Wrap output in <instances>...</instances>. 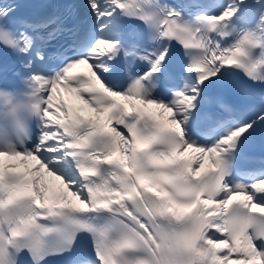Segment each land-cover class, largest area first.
<instances>
[{
    "label": "snow or ice",
    "instance_id": "snow-or-ice-1",
    "mask_svg": "<svg viewBox=\"0 0 264 264\" xmlns=\"http://www.w3.org/2000/svg\"><path fill=\"white\" fill-rule=\"evenodd\" d=\"M20 7L0 2V264H264V0Z\"/></svg>",
    "mask_w": 264,
    "mask_h": 264
},
{
    "label": "bare ground",
    "instance_id": "bare-ground-1",
    "mask_svg": "<svg viewBox=\"0 0 264 264\" xmlns=\"http://www.w3.org/2000/svg\"><path fill=\"white\" fill-rule=\"evenodd\" d=\"M84 67H87L86 65H83Z\"/></svg>",
    "mask_w": 264,
    "mask_h": 264
}]
</instances>
